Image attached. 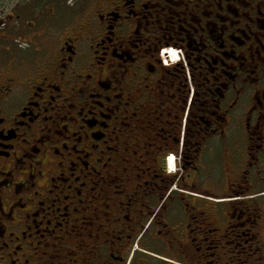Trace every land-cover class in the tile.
<instances>
[{
  "label": "flooded vegetation",
  "instance_id": "1",
  "mask_svg": "<svg viewBox=\"0 0 264 264\" xmlns=\"http://www.w3.org/2000/svg\"><path fill=\"white\" fill-rule=\"evenodd\" d=\"M2 8L0 264H264V0Z\"/></svg>",
  "mask_w": 264,
  "mask_h": 264
},
{
  "label": "rangeland",
  "instance_id": "2",
  "mask_svg": "<svg viewBox=\"0 0 264 264\" xmlns=\"http://www.w3.org/2000/svg\"><path fill=\"white\" fill-rule=\"evenodd\" d=\"M14 2H16V0H0V13L3 11L2 5H5L6 10H11L12 5L14 4ZM70 4L72 5L73 2H70ZM214 181V177L212 178ZM206 187H211L212 184L210 183V180L207 182V184H205ZM213 197L215 198H220L223 197V193L215 191ZM243 201H248V199H244ZM256 201L258 203H263L264 204V197L260 198H256Z\"/></svg>",
  "mask_w": 264,
  "mask_h": 264
}]
</instances>
